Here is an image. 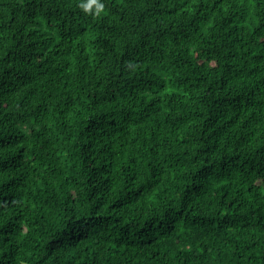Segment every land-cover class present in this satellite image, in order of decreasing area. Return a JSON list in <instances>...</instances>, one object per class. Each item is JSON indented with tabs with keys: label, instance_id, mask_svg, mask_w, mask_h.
Here are the masks:
<instances>
[{
	"label": "trees",
	"instance_id": "16d2710c",
	"mask_svg": "<svg viewBox=\"0 0 264 264\" xmlns=\"http://www.w3.org/2000/svg\"><path fill=\"white\" fill-rule=\"evenodd\" d=\"M0 0V264H264V0Z\"/></svg>",
	"mask_w": 264,
	"mask_h": 264
},
{
	"label": "clouds",
	"instance_id": "9594fccd",
	"mask_svg": "<svg viewBox=\"0 0 264 264\" xmlns=\"http://www.w3.org/2000/svg\"><path fill=\"white\" fill-rule=\"evenodd\" d=\"M95 5V9L97 14H99L100 10L102 9L103 5L98 3V0H87L86 3H81L80 7L85 11L88 12Z\"/></svg>",
	"mask_w": 264,
	"mask_h": 264
}]
</instances>
